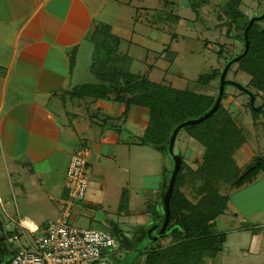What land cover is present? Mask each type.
Segmentation results:
<instances>
[{"label":"crops","instance_id":"0c3cea01","mask_svg":"<svg viewBox=\"0 0 264 264\" xmlns=\"http://www.w3.org/2000/svg\"><path fill=\"white\" fill-rule=\"evenodd\" d=\"M93 1L100 0H0V201L6 202L4 210L23 215L20 226L26 220L39 233L47 223L60 220V201L70 194L67 172L78 150L87 151L90 186L88 201L78 203L75 213L88 207H112L110 200L121 195L126 177L136 174L133 161L142 153L138 149L145 125L134 108L143 106L133 105L125 115L123 102L70 96L75 87L96 83L95 64L121 70L124 61L116 55L129 56L135 63V50L143 49L145 60L151 53L141 43L134 46L132 39L128 43L116 25L97 22L105 5L95 2L94 10ZM151 31L141 36H155L154 28ZM176 38L175 34L171 41ZM167 49L172 51L171 46ZM81 50L91 55L92 63L87 76H82L84 81L74 83L75 57ZM159 55L156 59H162ZM231 87L226 86L224 93L230 95L229 90L234 89L243 94ZM229 107L232 109L231 104ZM242 118L238 112L237 120ZM263 118L253 121L255 138L252 142L247 138L235 158L255 152L252 148L261 144ZM91 119L95 124H90ZM114 119H124V129L105 127ZM75 124L81 126V133ZM254 181L246 185L256 183L258 187L254 203L248 198L233 203L232 198L227 213L219 218V230L227 234V241L207 264H264V172ZM109 190L113 195L107 198ZM12 220L16 222L14 217ZM104 225L123 230L121 224L107 220Z\"/></svg>","mask_w":264,"mask_h":264},{"label":"trees","instance_id":"16d2710c","mask_svg":"<svg viewBox=\"0 0 264 264\" xmlns=\"http://www.w3.org/2000/svg\"><path fill=\"white\" fill-rule=\"evenodd\" d=\"M211 2L192 0L191 8L197 12L200 8L208 7ZM162 3L167 5L170 0H162ZM218 9L219 25H227L230 34L240 38L244 46L229 61L225 57V50H220L219 58L228 61L230 68L228 76H224V87L233 85L242 90L243 96L248 97L247 106L255 124L260 117H264V26L261 24L264 18H261L263 15L250 17L242 8V0H223ZM251 20L254 22L245 37ZM222 47L226 48V45ZM116 56L124 61L121 70L109 68L104 63L95 64L92 72L97 76L96 83L77 86L70 92V96L123 102L126 106L125 115L133 105L146 107L150 110L151 119L141 145L151 144L168 156L170 141L175 132L176 140L181 133H185L188 139L196 140L206 149L208 162L196 170L203 182L196 203L188 198L179 185V175L185 173V169L192 172L183 155L180 156L182 164L172 189L169 187V174L173 169L165 170L166 193H163L162 199L159 190L154 202L153 218L159 226L153 235L148 232L154 221L129 238L131 245L127 246L128 238L122 230L111 227L116 233L114 230L109 232L117 237L119 243V236L122 235L125 238L122 245L130 250L123 259L113 257L114 264H207L223 250L227 241V234L219 230V218L227 213L231 192L252 183L264 172V157L256 154L238 169L235 154L247 141L244 133L246 130L242 121L239 122L221 104L203 122L187 124L199 120L214 107L219 95L218 88L210 96L173 88L164 82L154 83L148 79V73H133L134 61L129 56ZM176 57V53L167 49L158 58L173 64ZM231 72L233 77L230 76ZM220 74L217 70L201 75L196 83L206 88L220 78ZM226 96L223 92L222 99ZM252 99L255 106L252 105ZM140 237L145 244L136 243ZM9 261L4 258L0 264H8Z\"/></svg>","mask_w":264,"mask_h":264},{"label":"rangeland","instance_id":"374dc122","mask_svg":"<svg viewBox=\"0 0 264 264\" xmlns=\"http://www.w3.org/2000/svg\"><path fill=\"white\" fill-rule=\"evenodd\" d=\"M222 1L212 0L208 7L200 8L197 12L191 8L192 0H170V3L167 5L162 3V0H100L98 2L93 1L92 6L96 10V3H103L105 5L102 14L97 16V22L103 23L107 20L108 25H116L121 29V33L128 39V43L132 39L134 46L135 43H141L147 46V50L151 51L149 58L145 60L146 54L143 49L139 48V50H135L133 72L139 75L148 73V79L154 83L164 82L173 88L188 89L204 95H213L217 88L220 89L219 80L221 74L220 78L215 79L208 87L203 89L196 83L198 78L201 75L217 70L222 73L231 56L239 54L244 48L241 39L230 34L231 32L227 25H219L217 22L218 5ZM242 8L250 17L254 15L262 16L264 14V0H242ZM124 18H126V21H124ZM137 19L139 20L138 22H136ZM261 24L264 26V21ZM152 28H154L155 36H141L145 32L152 33ZM175 34L177 38L171 41L172 36ZM224 44L226 48L222 47ZM170 46L172 51L177 55L174 64L168 63L163 59H156L159 53ZM220 50H225L227 62L223 58H219ZM89 56L91 55L86 54L85 50L77 52L75 57V68L77 70L74 83H77L78 79L84 81L82 76H87L89 65L92 63ZM224 63L226 64L224 65ZM226 76H228V71ZM230 76L233 77V72H231ZM240 93L234 89H230V95L227 94L226 96V98L228 96L230 98L228 100L225 98L227 101L223 98L221 105L223 107L226 106L236 117H238V112L241 113L244 117L241 119L243 122L242 126H245L246 130L244 133L247 134V138L252 142V139L254 140L255 138L252 135L255 125L247 106L248 97ZM230 104L235 112L229 107ZM134 110L141 113L143 125H145L144 131H146V127L150 125L151 113L149 118L148 108L135 107ZM89 122L92 125L93 123L95 124V121L92 119ZM109 125L105 127L122 130L124 129V119H114ZM75 128L81 133V126L75 124ZM141 130V126L138 127V131ZM117 136L121 137L120 131L117 133ZM186 136L185 133L180 134L175 142L174 150L176 153L178 152V154L183 155L185 162L190 166L192 172L185 169V173L182 172L179 175V185L188 198L196 203L200 195V188L203 185V182L200 180L201 177L197 175L196 170L200 165H206L208 160L205 157L206 149L196 140H190ZM260 142L261 144L257 145L256 148H252L255 152L248 151L246 156L238 154L236 166L239 170L254 153L264 157V136L260 138ZM138 152L142 153H138L137 158L133 161V165L136 163V166H134L136 174L132 178L127 174L128 177H126L124 183L125 188H123L121 195L118 194L117 197L115 196L110 200V202H114L112 207L106 209L105 205L98 206L99 208L106 209L107 212L96 207H88V209H85L81 213L77 209L74 216L69 220L71 225L85 229L95 228L112 231L115 228L113 229L108 225H104L106 220L116 225L121 224L123 228L122 233L128 238L126 239V245H131L129 238H133L134 235L154 221V202L159 194V190L160 193L164 190V172L165 170L173 169L171 174H169L171 180L175 166L169 155L167 156L166 153L151 144L142 145L138 149ZM120 153L121 157L126 159L125 153L123 151H120ZM88 177L90 184L89 173ZM256 190H258L256 183H253L252 186L234 189L230 194V199L233 198V203H236L240 199L241 202L242 200L247 201L248 198L249 203H254L252 199H254ZM234 191L239 192L235 193ZM249 193H251L250 197ZM112 195V192L109 190L107 198ZM3 206H6V202L1 203L0 201V261L4 260V258L10 259L14 252L34 245V238L29 231L18 224L23 215H17L13 210H4ZM243 207L246 210L247 205L244 204ZM60 212L61 216L59 219L61 220V207ZM13 217L16 222H13ZM157 225L154 221L151 227H156ZM14 235L18 236V240L14 239ZM119 238L120 243L117 253L119 252L120 254V249L122 251L121 242L125 238L122 235ZM249 247L250 243L245 248L248 250ZM124 254L126 256L128 253L124 252Z\"/></svg>","mask_w":264,"mask_h":264},{"label":"built area","instance_id":"2783aa9c","mask_svg":"<svg viewBox=\"0 0 264 264\" xmlns=\"http://www.w3.org/2000/svg\"><path fill=\"white\" fill-rule=\"evenodd\" d=\"M88 162L87 151L78 150L72 156L67 172L70 194L60 201L62 219L47 223L40 233L37 226L22 220L21 227L32 235L34 245L16 251L8 264H113L119 247L114 234L69 223L76 204L88 201ZM14 239L18 240V236L14 235Z\"/></svg>","mask_w":264,"mask_h":264},{"label":"water","instance_id":"95a60500","mask_svg":"<svg viewBox=\"0 0 264 264\" xmlns=\"http://www.w3.org/2000/svg\"><path fill=\"white\" fill-rule=\"evenodd\" d=\"M261 18H264V14H263V16ZM253 22H254V20H251V22L249 23V26H248V28H247V30L245 32V37H247V31L251 27V25L253 24ZM228 69H229V65L227 64V66L225 67V69L221 73L220 84H219V86H220L219 95L217 97V100H216V103H215L214 107L207 114H205L203 117H201L199 120L190 121L187 124H194V123L203 122L204 120H206L207 118H209L213 113L216 112V110L218 109V107H219V105L221 104V101H222V96H223V92H224V89H225V87H224L225 86L224 76H225V74H227ZM231 86H233V85H231ZM233 87H235V86H233ZM249 95H251V94H249ZM252 105H254L253 99H252ZM176 136H177V131L175 132L174 136L172 137V139L170 141L169 149H168V155L173 160L174 166H175L174 167V171H173L174 173H172L171 180L169 182V187L171 189L174 188L175 181H176V178L178 176V173H179V170H180L181 164H182V159L180 158L181 155H179L178 153H176L175 150H174V146H175V142H176L175 141L176 140ZM166 182H167V180L165 179V182H164V190L162 191V195H161L162 199H164L163 193H166L165 192V190H166ZM158 226H159V224L156 227L155 226L154 227H151L148 233H150L151 235H153L155 229H157ZM138 242H141V244H145L144 240L141 237L137 240L136 243H138ZM112 261H113V264H114V258L112 259Z\"/></svg>","mask_w":264,"mask_h":264},{"label":"flooded vegetation","instance_id":"af4514ba","mask_svg":"<svg viewBox=\"0 0 264 264\" xmlns=\"http://www.w3.org/2000/svg\"><path fill=\"white\" fill-rule=\"evenodd\" d=\"M129 251H130V250L126 249V248L124 247V245H122V251H121V249H120V254H119V252H118V253L115 254L114 257H115V258L118 257L119 259H123V258L125 257V256H124V255H125L124 252H127V253H128ZM118 254H119V255H118Z\"/></svg>","mask_w":264,"mask_h":264},{"label":"bare ground","instance_id":"6f19581e","mask_svg":"<svg viewBox=\"0 0 264 264\" xmlns=\"http://www.w3.org/2000/svg\"><path fill=\"white\" fill-rule=\"evenodd\" d=\"M28 224H29L30 226L34 227V225H33L31 222H28Z\"/></svg>","mask_w":264,"mask_h":264}]
</instances>
